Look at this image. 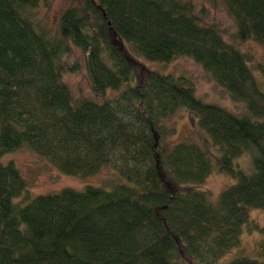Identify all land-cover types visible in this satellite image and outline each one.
I'll return each mask as SVG.
<instances>
[{
  "label": "trees",
  "instance_id": "obj_1",
  "mask_svg": "<svg viewBox=\"0 0 264 264\" xmlns=\"http://www.w3.org/2000/svg\"><path fill=\"white\" fill-rule=\"evenodd\" d=\"M48 1L0 0V158L28 148L63 173L89 176L106 166L119 179L22 205L14 199L27 181L13 160L0 161V264H182L184 251L196 263L221 264L240 245L249 210L264 208V90L248 57L203 23L192 0H77L61 15L60 39L23 11ZM223 1L237 38L264 47V0ZM66 40L87 53L100 99L74 102L62 80ZM122 40L149 60L191 57L246 111L204 101L182 74L135 77ZM181 108L219 148L218 170L237 178L216 204L192 186L213 170L209 148L185 136L161 152L164 120ZM244 154L252 171L235 165ZM261 249V258L226 264H264Z\"/></svg>",
  "mask_w": 264,
  "mask_h": 264
},
{
  "label": "rangeland",
  "instance_id": "obj_2",
  "mask_svg": "<svg viewBox=\"0 0 264 264\" xmlns=\"http://www.w3.org/2000/svg\"><path fill=\"white\" fill-rule=\"evenodd\" d=\"M192 1L194 3V12L201 18L203 23L215 25L228 42L235 44L246 54L249 59V65L264 90V72L260 69L261 64L264 66V47L254 40L241 41L237 38L236 19L229 12L223 0ZM77 2V0H49L48 2H41L37 7L25 6L23 11L24 14L32 19L37 29H45L50 36L60 39L59 23L61 15L67 7ZM66 41L71 49L69 53L62 57L64 67L62 80L70 87L74 102L84 97L100 99L93 91L87 67V53L72 44L71 41ZM122 44L124 50L132 58L135 77L139 78V75L141 76L143 72L147 73L149 70H157L161 73H174L176 75L182 74L191 81L196 89L197 96L204 101L219 104L237 113L246 111V106L243 102L233 101L230 94L216 83L201 64L194 61L191 57L178 56L169 63L149 60L136 53L128 42L122 40ZM116 94V91L111 90L108 96L113 97ZM164 127L165 134L161 143L162 154L168 152L175 143L184 139L185 136L190 141H195L203 147L209 148L213 170L203 183L192 184V186L207 191L209 201L212 204H216L220 193L226 187L237 182V178L218 170L216 157L219 155V148L213 146L208 133L198 126L197 120L185 108L177 110L164 120ZM10 160H13L21 170L28 184L27 190L23 195L14 199L15 202L24 200L22 205L28 203L38 194L56 193L66 187L81 190L87 184L102 185L107 183L111 185L119 179L113 169L106 166L100 172L89 176L63 173L46 158L28 148H21L0 158L3 163H7ZM235 165H240L247 171L253 170L248 154L236 158ZM181 187L189 188L182 184ZM26 197H29V199ZM252 222L259 227H264V208H252L249 210V223L251 224ZM247 224L243 225L240 245L232 248L221 259V264H226L239 255L261 258L259 254L262 250L261 245L264 244V234L258 229L250 230L251 226L250 224L247 226ZM180 262L182 264H200L196 263L194 258L186 251H184Z\"/></svg>",
  "mask_w": 264,
  "mask_h": 264
}]
</instances>
